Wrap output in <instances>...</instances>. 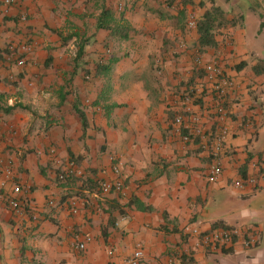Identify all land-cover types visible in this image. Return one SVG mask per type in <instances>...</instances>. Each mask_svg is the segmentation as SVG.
I'll return each instance as SVG.
<instances>
[{
	"label": "crops",
	"instance_id": "0c3cea01",
	"mask_svg": "<svg viewBox=\"0 0 264 264\" xmlns=\"http://www.w3.org/2000/svg\"><path fill=\"white\" fill-rule=\"evenodd\" d=\"M216 8V45L202 48L188 12L201 20ZM104 9L127 37L97 27ZM0 20V157L14 159L26 209L18 215L0 198V264H121L138 244L140 264L187 262V226L253 228L252 248L200 249L194 258L264 264V182L236 186L264 160V0H131L122 12L116 0H0ZM24 39L34 43L27 62L7 60V44ZM198 49L242 83L216 183L206 153L185 147L171 126ZM50 147L83 175L59 180ZM117 177L124 192L102 194L101 182Z\"/></svg>",
	"mask_w": 264,
	"mask_h": 264
},
{
	"label": "built area",
	"instance_id": "2783aa9c",
	"mask_svg": "<svg viewBox=\"0 0 264 264\" xmlns=\"http://www.w3.org/2000/svg\"><path fill=\"white\" fill-rule=\"evenodd\" d=\"M130 1L116 0L117 11H125ZM135 1L145 3L149 0ZM1 2L5 7H11L16 4L17 0H1ZM20 18L23 21L27 20L26 14H22ZM199 22L198 12L190 10L187 16V28L191 31L198 30ZM178 45L181 49H188L184 39ZM33 51L34 43L30 39L12 40L6 46V59L25 64ZM192 60L193 71H190V75L193 72L195 74L186 79L185 86L176 97V111L171 126L173 133L178 135L185 147L193 145L206 153L209 159L207 178L210 183H216L223 173L227 141L231 134L233 116L238 104V92L242 89V83L226 69L219 57L207 59L205 53L198 49L194 52ZM209 121L210 123H208ZM2 139L3 132L0 130V142ZM49 153L54 157L55 165L58 167L57 177L59 180L83 175V170L75 160L63 161L57 155L54 147L49 148ZM255 168L256 173H250L236 181L238 188L264 182V160L255 164ZM113 170L118 174V165H115ZM8 189H10L9 192ZM100 191L102 194L111 191L123 193L124 183L120 177L105 180L100 184ZM21 192L22 188L17 183L14 159L8 156L6 160H3L0 157V198H6L10 207L18 215L26 213L25 206L19 198ZM49 204L53 205L54 200H50ZM70 204L72 212L77 213L76 201L73 200ZM31 217L37 219L38 214L33 211ZM185 232L190 243L185 252L189 261L183 262V259H180L177 262L176 259L171 258L170 264H204L196 260L195 262L190 261L191 257L194 258L195 251L201 249L217 252L237 245L248 249L255 246L259 241L257 231L249 227L220 226L203 230L197 226H187ZM76 246L79 249H85L86 243L84 241L79 242ZM143 256V247L138 244L131 255L125 258L121 264H140ZM109 264L118 263L112 260Z\"/></svg>",
	"mask_w": 264,
	"mask_h": 264
},
{
	"label": "trees",
	"instance_id": "16d2710c",
	"mask_svg": "<svg viewBox=\"0 0 264 264\" xmlns=\"http://www.w3.org/2000/svg\"><path fill=\"white\" fill-rule=\"evenodd\" d=\"M219 14V9H212L211 11H207L204 15V18L200 20L198 26V32L200 34V45L203 47H214L216 45L215 42V27L217 22V16ZM114 20L113 14L109 9H104L99 16L98 19V28L110 29L112 32L118 33L121 37H127V27L123 26V24L117 23L116 26H111L110 23ZM65 41L67 39H64ZM78 58H81L84 54L85 41H80L78 43ZM77 113L84 125L86 124V117L82 110L76 108ZM74 160V159H71ZM58 178V177H57ZM59 179V178H58ZM186 258L184 257L185 261ZM190 261L195 262L193 257L190 258Z\"/></svg>",
	"mask_w": 264,
	"mask_h": 264
},
{
	"label": "rangeland",
	"instance_id": "374dc122",
	"mask_svg": "<svg viewBox=\"0 0 264 264\" xmlns=\"http://www.w3.org/2000/svg\"><path fill=\"white\" fill-rule=\"evenodd\" d=\"M115 45H117V44H115ZM113 47V45H111V48ZM115 47V46H114Z\"/></svg>",
	"mask_w": 264,
	"mask_h": 264
}]
</instances>
